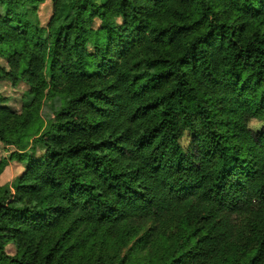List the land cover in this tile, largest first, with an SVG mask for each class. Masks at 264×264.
Here are the masks:
<instances>
[{
	"label": "trees",
	"instance_id": "1",
	"mask_svg": "<svg viewBox=\"0 0 264 264\" xmlns=\"http://www.w3.org/2000/svg\"><path fill=\"white\" fill-rule=\"evenodd\" d=\"M0 82V264H264V0H0Z\"/></svg>",
	"mask_w": 264,
	"mask_h": 264
},
{
	"label": "rangeland",
	"instance_id": "2",
	"mask_svg": "<svg viewBox=\"0 0 264 264\" xmlns=\"http://www.w3.org/2000/svg\"><path fill=\"white\" fill-rule=\"evenodd\" d=\"M50 16H51V3L46 2L40 7V11H39V17L42 25L46 24ZM1 64L4 66L3 61H1ZM26 91H27V87L24 86L23 84H19L17 87H13L8 82H0V93L6 99V101L4 103H0V105L6 106L11 111L17 114L21 113L23 106H25V104L28 102L27 100L22 99L23 94ZM47 106H49V104H44L40 112V116L44 120V122H47V120L52 117L51 110ZM12 152H14V149H12L11 147L0 145V162L1 161L7 162V166L3 168V171L0 174L1 186L4 185L11 186L13 181L17 177H19L22 174V172H24L25 164H21L19 162L11 160L10 156ZM34 152L36 154L35 156L38 157L42 153V149L40 147H37ZM130 246L131 244L123 250V252L121 253L122 256L126 254ZM6 252L9 255H13L14 248L9 246L6 248Z\"/></svg>",
	"mask_w": 264,
	"mask_h": 264
}]
</instances>
